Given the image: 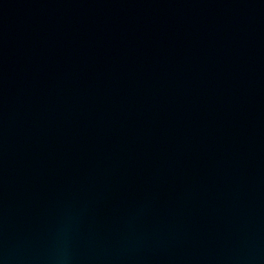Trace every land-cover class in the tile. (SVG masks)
Wrapping results in <instances>:
<instances>
[{"label":"water","instance_id":"95a60500","mask_svg":"<svg viewBox=\"0 0 264 264\" xmlns=\"http://www.w3.org/2000/svg\"><path fill=\"white\" fill-rule=\"evenodd\" d=\"M0 264H264V0H0Z\"/></svg>","mask_w":264,"mask_h":264}]
</instances>
